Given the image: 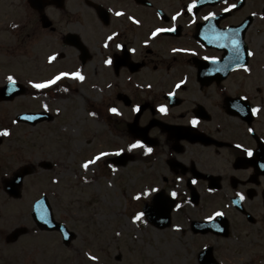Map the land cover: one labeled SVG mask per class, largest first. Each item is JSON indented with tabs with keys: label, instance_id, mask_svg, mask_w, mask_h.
I'll return each mask as SVG.
<instances>
[{
	"label": "flooded vegetation",
	"instance_id": "af4514ba",
	"mask_svg": "<svg viewBox=\"0 0 264 264\" xmlns=\"http://www.w3.org/2000/svg\"><path fill=\"white\" fill-rule=\"evenodd\" d=\"M192 4L0 0V73L12 55L83 77L91 65L104 84L93 113L127 138L109 159L114 172L142 164L137 212L153 205L171 209V223L184 216L189 228L174 246L190 250L192 264H264V0ZM158 28L174 30L153 36ZM137 140L142 146L130 148ZM0 190V264H45L31 235L44 230L27 226L23 191ZM114 259L123 262V253Z\"/></svg>",
	"mask_w": 264,
	"mask_h": 264
},
{
	"label": "rangeland",
	"instance_id": "374dc122",
	"mask_svg": "<svg viewBox=\"0 0 264 264\" xmlns=\"http://www.w3.org/2000/svg\"><path fill=\"white\" fill-rule=\"evenodd\" d=\"M41 62L33 56L12 55L7 59V70L0 73V84L13 77L27 88L10 101H0V185L20 167L33 165L35 170L26 175L20 200L26 208L27 226L36 228L31 204L45 193L56 219L76 230L70 245L64 244L57 231L31 234L45 264H75L78 257L90 264L87 256L97 258L93 264L194 263L190 250L174 246L184 243L181 233L189 228L184 216L178 215L172 227L161 229L149 224L144 215L134 219L141 213L137 212L139 196L133 189L141 183L142 164L136 161L116 172L111 166L109 159L125 148L127 138L110 127L105 114L97 117L91 111L92 99L99 102L104 97L101 73L89 65L81 73L84 81L66 75L38 89L34 83L64 73ZM58 87L64 95H55ZM45 105L52 115L55 113L52 120L35 126L15 120L16 115L41 110ZM101 152L108 155L95 159ZM45 160L54 166L45 169L39 165ZM87 161L94 163L85 168ZM3 195L4 190H0V202ZM119 252L124 255L123 262L114 259Z\"/></svg>",
	"mask_w": 264,
	"mask_h": 264
},
{
	"label": "water",
	"instance_id": "95a60500",
	"mask_svg": "<svg viewBox=\"0 0 264 264\" xmlns=\"http://www.w3.org/2000/svg\"><path fill=\"white\" fill-rule=\"evenodd\" d=\"M25 92V88L21 86L18 82L12 81L6 84L5 86L0 87V100H11V98L16 95L22 94ZM52 117L47 113L40 112H24L17 117L19 121L30 122L33 125L40 121H45V119L50 120ZM1 141V140H0ZM42 166L45 168L52 167V164L47 162H42ZM33 168L30 165H25L16 171L12 178H5L4 184L6 185L7 191L16 196L20 194L21 186L23 184V180L27 174L32 173ZM33 218L37 222V225L43 229L52 230L57 229L60 230L63 234V238L65 243L70 244L72 239L75 237V232L71 231L67 228V226L63 222H58L54 219L53 210L51 208L50 202L46 195H43L34 205ZM170 209L162 212L161 210H157L151 205H147L144 207V214L147 216L148 220L151 221L155 226L158 227H168L170 226ZM197 230V228H196Z\"/></svg>",
	"mask_w": 264,
	"mask_h": 264
},
{
	"label": "snow or ice",
	"instance_id": "6c2138e0",
	"mask_svg": "<svg viewBox=\"0 0 264 264\" xmlns=\"http://www.w3.org/2000/svg\"><path fill=\"white\" fill-rule=\"evenodd\" d=\"M194 7H195V0H193V4H192V5H189V10L191 11L192 8H194ZM230 7L234 8V7H236V5H231ZM225 10L227 11L228 9H225ZM117 15H122V13H119V12H118ZM177 15H179V13H177ZM209 15H210V16H215V13H209ZM172 19H175V17H173ZM204 19H208V17L206 16ZM136 23H139V21H136ZM14 26H15V25H14ZM170 30H174V29H161V28H158V29H156V30L152 33V35L155 36V35H157V33H159V32H162V31H170ZM113 35H116V34L114 33ZM109 39H112V37H109ZM133 51H134V50H133ZM174 51H176V50L174 49ZM249 54L251 55V53H249ZM49 59H50V60H51V59H55V56L50 57ZM207 59L215 60V59H217V58H216V57H208ZM111 62H112V61H111V58H110L108 61H106V63H111ZM245 67H247V66L245 65ZM66 75L79 76V78H80L81 80L84 79V77H83L82 75H80L79 73H71V74H69V73H60V74H59L57 77H55L53 80H48V81H45V82H43V83H34V87H35V88H38V89H39V88H45V87H47V86H49V85L55 83V81H56V80H59L62 76H66ZM9 80H11L13 83H15V80H14L13 77H9ZM181 83H183V81H181ZM179 86H180V85L178 84L177 87H179ZM169 95H171V93H170ZM45 107H47V105H45ZM137 110H139V109H138V106H137ZM110 111H112L113 113H116V112H118V109H116V108H111ZM161 111H166L165 106H161ZM252 111H253V112H257L258 109L253 108ZM93 115H95V113H93ZM197 122H198V121H197L195 118L192 120V123H193L194 125H195ZM7 133H8V130L5 129V130H4V134H7ZM140 146H142V141L137 140V141H135L133 144H131L129 147H130V148H136V147H140ZM118 151H123V149H120V150H118ZM147 151H148V152H151L152 149H151V148H147ZM248 154H249V155L252 154V150H251V149L248 150ZM105 155H108V153H103V152H101V153H100L95 159H99L101 156H105ZM90 163H94V161H87L83 166H84L85 168H87L88 165H89ZM149 191H153V190H149ZM156 191H158V190H156ZM143 194H144V195H147L148 193H143ZM172 195H173V196H176L177 194H176L175 192H173ZM240 198L243 199V196L241 195ZM178 207H179V205H178ZM222 214H223V213H217L216 215H222ZM143 215H144L143 213H140V214H138L137 216H135L134 219H137V220H138V219H140V217L143 216ZM209 219H211V217H209ZM92 259L95 260V259H97V258H96V257H92Z\"/></svg>",
	"mask_w": 264,
	"mask_h": 264
}]
</instances>
